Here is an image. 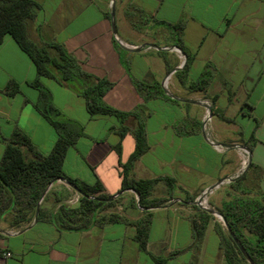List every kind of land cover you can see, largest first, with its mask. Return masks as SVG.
Segmentation results:
<instances>
[{"label": "crops", "instance_id": "1", "mask_svg": "<svg viewBox=\"0 0 264 264\" xmlns=\"http://www.w3.org/2000/svg\"><path fill=\"white\" fill-rule=\"evenodd\" d=\"M37 1L42 8L28 25L30 39L63 44L83 70L111 82L103 96L111 106L131 111L145 105L149 148L135 160L133 173L138 178L169 176L175 186L170 189L162 181L155 186V196L159 197L155 191L161 187L173 197L151 209L145 248L136 239V226L127 222L66 230L47 221L33 220L18 229L0 221V264H228L216 230V224L224 226L223 222L206 211L210 216L197 240L193 217L201 224L200 217L207 213L184 198L232 174L239 164L237 153L219 152L205 140L203 105L195 100L201 91L190 90L176 73L172 78L176 98L167 93L172 99L145 101L132 79L155 80L162 86L180 59L166 48L174 45L171 29L157 19L184 20L181 37L191 57L186 80H197L210 64V82L203 94L214 99L216 133L221 142L236 141L250 150L246 171L233 183L237 189L230 187L229 191H240L246 198L264 194V0ZM112 9L116 32L107 17ZM120 42L140 49L125 48ZM37 75L33 59L10 34L5 35L0 42V159L5 138L15 127L43 153L50 152L58 137L35 107L39 91L30 82ZM10 80L19 85L12 95L3 91ZM40 80L64 119L84 127L85 134L67 150L64 171L89 184L100 180L107 193L122 196L116 212L130 220L140 218L143 208L133 203L135 192L121 190V163L135 148L132 129L136 118L125 119L130 131L121 134L117 117L91 116L85 98L71 85L46 76ZM177 124L183 125V133H177ZM238 196H214L213 204L218 210L225 200ZM51 201L47 207H52ZM13 229L17 232L11 233ZM5 250L13 256L3 259Z\"/></svg>", "mask_w": 264, "mask_h": 264}, {"label": "trees", "instance_id": "2", "mask_svg": "<svg viewBox=\"0 0 264 264\" xmlns=\"http://www.w3.org/2000/svg\"><path fill=\"white\" fill-rule=\"evenodd\" d=\"M42 5L37 0H0V42L5 35L10 34L19 46L33 59L37 68V78L31 85L39 91V99L35 103L36 109L50 122L57 131L58 137L48 153H43L31 141L30 137L19 127L5 138V148L0 159V221H5L15 228H23L34 220L38 209L37 220L55 223L60 229L83 230L91 225H103L106 222H127L136 226V239L142 248L146 247L152 218V208L162 205L172 198L154 195L155 186L159 181L168 188L175 186V179L169 176L157 178H138L133 173L135 160L149 148L146 129V107L144 104L131 111L119 110L103 100V96L112 83L103 78H97L83 70L76 57L58 42H43L37 44L30 39L28 25L35 20ZM111 17V13L107 14ZM172 31L173 44L186 55L184 66L176 71L180 81L187 84L190 90L205 92L210 82V64H207L200 77L194 81H187L186 75L190 67L191 57L183 44L181 31L184 20L176 23L162 21ZM120 48V45L115 40ZM49 48L55 50L52 55ZM40 76L56 79L59 83L71 85L86 101V107L91 116L113 115L120 121L121 134L130 131L124 121L127 117L136 118V126L132 129L135 137V148L122 166L121 190L134 189L138 198L133 203L143 208V215L130 220L116 211L105 212L120 204L121 195L107 200L112 195L105 191L100 180L89 184L79 178L69 176L63 169L65 155L70 146L83 136L84 127L78 122L61 119L62 113L52 102L49 89L41 82ZM133 83L140 95L146 100L156 97L172 99L155 80L133 78ZM19 90V85L10 80L3 91L9 95ZM212 112L214 114V99ZM177 133H183V125H175ZM188 132V131H187ZM254 134H252V138ZM70 183L79 193V201L75 205L63 202L57 192L54 193L56 207L43 204L46 191L51 183L57 180ZM231 187L237 189V185ZM197 194H187L184 202H193ZM41 201V203H40ZM200 211L206 210L193 205ZM218 211L223 214L232 231L241 241L251 259L256 264H264V194L252 198L234 197L225 200ZM209 214L202 215V223L193 217V228L197 240L203 236ZM216 230L221 238V247L228 264H250L242 254L227 229L216 224Z\"/></svg>", "mask_w": 264, "mask_h": 264}, {"label": "built area", "instance_id": "3", "mask_svg": "<svg viewBox=\"0 0 264 264\" xmlns=\"http://www.w3.org/2000/svg\"><path fill=\"white\" fill-rule=\"evenodd\" d=\"M132 47H136V46L132 45ZM172 49L178 53V55L180 57V62L176 66V68L170 70L166 74L164 79L162 80V87L164 88V90L168 94H170V85L172 83L173 75L176 73L177 69H181L184 66L185 61H186L185 54L181 51L180 48L174 47ZM200 103H202V105H203L201 129H202V133H203L205 140L215 150H217L219 152H224L226 150H234L239 156V165H238L237 169L232 174H229V175L223 177L222 179H220L221 181L219 180L220 182L217 181L215 184L206 187L199 194H197L196 197L194 198L193 201H195L199 205L206 207L208 205V197H209L210 193H212L215 189H217L218 187H220V185H222L224 183H230V182L235 181L246 171V169L248 167V162H249V149L247 147H245L243 144L236 142V141H233L230 143L221 142L217 133H216V129H215V120H214V115L212 112V107H213L212 99H210L209 97H204L200 100ZM60 180L61 179H59L57 181H60ZM52 185H53V183H51L49 185L48 189ZM79 197H80V195L78 193L77 197L75 198V201H77V203L79 201ZM203 202H206V203L203 204ZM17 229H13L10 232L15 233V232H17ZM2 256H3V259L10 258L13 256V252L11 250H5V251H3Z\"/></svg>", "mask_w": 264, "mask_h": 264}, {"label": "rangeland", "instance_id": "4", "mask_svg": "<svg viewBox=\"0 0 264 264\" xmlns=\"http://www.w3.org/2000/svg\"><path fill=\"white\" fill-rule=\"evenodd\" d=\"M110 11H112V10H110ZM37 44L42 45V43H40V42H38ZM49 51H50V53L52 55H55L56 54L55 50L52 49V48H49ZM173 52H175L178 55V53L175 50H173ZM178 57H179V55H178ZM179 59H180V57H179ZM172 93H174V92H173V87H172V83H171V85H170V94H172ZM197 94H198V96H196L195 100L200 103V100L202 98L206 97V95L203 94V92H200V93H197ZM61 119H64V117L61 116ZM238 158H239V156H238ZM234 182L235 181L230 182V183H224V184L220 185V187H218L217 189H215L212 193H210L209 194V197H208V206H206V207L207 208H214V209H216L215 206H214V204H213V197L214 196H215V198H219L221 196H225V197L230 198V195L231 194H236V195H240V197H242L243 195L241 194L240 191L235 193L234 190H232L233 193H230L229 188L232 186V184ZM55 192H57L59 195H61V198H63V202H65L66 204H69V205H75V204H77V201H75V198L77 197L78 192L70 184H68L67 182H65L63 180L54 182L53 185L49 189H47L46 196H45V198L43 200V204H46V202H48V199L51 198L52 199L51 205L52 206H55L56 205L55 196H54V193ZM155 194L156 195H159V197H164V198L168 197L167 191L164 190L161 187H159L157 189V191H155ZM122 201H123V199L121 197L120 198V204H118V206H116L114 208H111V209H109V210H107L105 212L107 213V212H111V211L118 210L119 205L122 204ZM192 205H196L198 207H202V205H198V203H196L195 201L192 202ZM213 216L215 218L218 217V216H216L214 214H213ZM219 219L221 220V218H219ZM221 222H222V220H221ZM5 225L8 226V227H12L7 222H5ZM224 228H226V227H224Z\"/></svg>", "mask_w": 264, "mask_h": 264}, {"label": "water", "instance_id": "5", "mask_svg": "<svg viewBox=\"0 0 264 264\" xmlns=\"http://www.w3.org/2000/svg\"><path fill=\"white\" fill-rule=\"evenodd\" d=\"M114 2V0H112V3ZM114 17H115V15H114V10L112 9V11H111V19H112V23H113V26H114V31L116 32V28H115V21H114ZM125 48H131V49H140V48H137V47H132V46H129V45H127V44H124V43H122V42H120ZM179 48V47H177L176 45H173V46H171V47H166V48H168V49H172V48ZM185 57H186V55H185ZM173 98H176L174 95H172V94H170ZM245 146V145H244ZM245 147H247V146H245ZM248 148V147H247ZM249 149V148H248ZM249 153H250V150H249ZM249 163H250V158H249V162H248V165H249ZM221 181V180H220ZM219 181V182H220ZM68 183V182H67ZM68 184H70V183H68ZM71 185V184H70ZM72 186V185H71ZM73 187V186H72ZM73 188H75V187H73ZM132 191H134L135 192V194H136V196H137V198H138V193L134 190V189H131ZM119 194H116V195H112L111 197H109L107 200H111V199H114L115 197H117ZM40 203H41V201H40ZM199 205V204H198ZM200 208H202V209H204V210H206V211H208V212H210V213H212V214H214V215H216V216H219L220 218H221V220H222V222H223V224H224V226L226 227V229H227V231H228V233L230 234V236L233 238V240H234V242L236 243V245L238 246V248L240 249V251L242 252V254L245 256V258L247 259V261L250 263V264H256L252 259H251V257H250V255L248 254V252L246 251V249H245V247L243 246V244L241 243V241L238 239V237L235 235V233L232 231V229H231V227H230V225L227 223V221H226V219H225V217L223 216V214L222 213H220L218 210H216V209H214V208H207V207H204V206H202V207H200ZM37 214H38V209H37V211H36V214H35V216H34V221H36L37 220Z\"/></svg>", "mask_w": 264, "mask_h": 264}, {"label": "bare ground", "instance_id": "6", "mask_svg": "<svg viewBox=\"0 0 264 264\" xmlns=\"http://www.w3.org/2000/svg\"><path fill=\"white\" fill-rule=\"evenodd\" d=\"M206 202H203V204H205ZM206 206V205H205ZM208 206V205H207ZM219 217V216H218ZM220 218V217H219Z\"/></svg>", "mask_w": 264, "mask_h": 264}]
</instances>
